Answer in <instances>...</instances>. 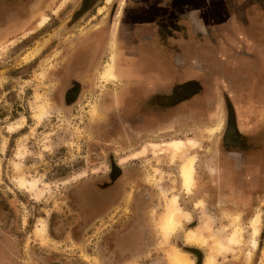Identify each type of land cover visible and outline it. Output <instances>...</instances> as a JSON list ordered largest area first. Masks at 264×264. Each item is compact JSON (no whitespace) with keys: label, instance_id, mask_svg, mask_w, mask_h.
Instances as JSON below:
<instances>
[{"label":"rangeland","instance_id":"rangeland-1","mask_svg":"<svg viewBox=\"0 0 264 264\" xmlns=\"http://www.w3.org/2000/svg\"><path fill=\"white\" fill-rule=\"evenodd\" d=\"M27 1L33 13L39 11L35 14L38 16L35 27L40 28L48 17L40 10V5H53L55 0ZM66 1L61 0L60 6ZM110 1L105 0L106 3L117 0ZM128 2L133 3V0ZM230 3H240L239 12L251 8L263 32L257 35V42H263L261 14L264 9L254 5L260 0H231ZM123 4L121 0L120 6ZM178 4L175 10L170 6L164 8L165 22L156 26L158 36L141 52L147 56V64L152 59L154 68L160 72L164 67L176 71L189 62L195 64L199 57L196 54L189 58L182 49L173 54L180 38L202 44L211 40L208 34L195 30V36L190 33L187 23L179 19ZM100 8L99 12L106 9L105 6ZM109 10L108 7L105 12ZM57 11L58 8L53 9L54 13ZM179 11L181 13L182 8ZM124 13L121 7L114 22L115 39ZM60 33L53 35L60 37ZM15 41L6 46L0 41V251L10 257L3 264H221L222 256L244 254L248 259L251 257L262 222L259 207L242 214L232 213L242 211L244 203L240 201L229 204L230 213H224L222 209L227 205L219 201L221 209L215 214L206 209L202 199L190 209L187 204L197 185L195 177L199 184L212 180L210 176L203 179L200 169L210 154L216 152L223 124L221 102L214 103L210 114L181 125L188 126L181 133L169 131L174 123L169 120L176 111L171 113L160 108L158 127L139 134L131 128L135 120H128L120 109H116L111 118L107 117L102 106L104 93L94 98L97 91L104 92L106 83L120 81L119 53L113 42L99 76L84 73L76 99L72 101L70 97L71 102H59L55 96L65 85L59 84L54 73L60 57L58 53L40 60L26 79L13 75L16 66L35 57L46 45L55 46L51 36L37 39L24 50L23 57L17 55L9 60L10 45ZM67 43L69 40L63 38L62 46ZM206 53L213 55L215 51ZM236 53L249 55L238 60L248 74L258 71L262 55L259 50ZM113 56L115 67L109 71L112 75L104 77ZM186 73L197 82L203 78L189 70ZM205 76L204 80L210 79L209 73ZM208 79L204 84H209ZM248 80L249 77L240 80L242 89L249 87ZM110 86L116 87L113 82ZM219 92L215 88L206 89V99L221 100ZM230 100L233 102V97ZM234 108L240 127L255 115L252 105H235ZM197 109L194 112H199ZM38 114L40 118L36 117ZM181 126L174 129H181ZM189 140L194 144H188ZM177 141L182 142L179 148L174 144ZM193 157L192 183L187 189L180 173L186 160ZM229 178L233 182L232 174ZM20 179L24 185L20 184ZM31 182H36V189L31 188ZM173 198L188 218H182L166 238L162 223L166 207ZM257 214L258 231L253 246L252 221ZM38 229H42L40 235ZM188 230L206 239V244L187 242ZM234 234L238 240L236 244L229 241ZM218 242L227 250L220 251ZM262 256L264 258V248Z\"/></svg>","mask_w":264,"mask_h":264},{"label":"flooded vegetation","instance_id":"flooded-vegetation-1","mask_svg":"<svg viewBox=\"0 0 264 264\" xmlns=\"http://www.w3.org/2000/svg\"><path fill=\"white\" fill-rule=\"evenodd\" d=\"M127 1L129 0H124L123 6H120L121 0H117L116 3L115 1L112 2V0L110 1L112 3H106L105 0H68L61 6V0H55L53 5L40 3V10L47 14L48 17L43 26L36 28L35 25L39 11L33 13L31 11L32 6L27 0H0V41L2 45L6 46L11 41L16 40L10 45L9 60L14 59L17 55L23 57L25 49L29 48L39 38L42 40L47 39L48 35L51 36V43L55 45L54 47H52V44L46 45L35 57L16 66L17 70L13 72V75L23 76L26 79V76L30 75V71L40 60L47 56H56V53H58L57 57H60L57 58L54 73L55 77L59 80V84L65 85V89L63 88L64 90L62 89L60 93L56 94L55 100L59 102L63 100L66 102L68 100L71 102V99L69 100L70 97H73V101L79 95L81 75L87 73L88 75L93 74L96 77V74L99 73L103 62L110 53L111 42L114 43L115 48L118 50L117 64L119 73L122 75V71L120 70L122 69L120 65V53L124 49H122L120 41L124 39L119 37V35L123 36L124 34L121 31L118 39H115L114 32H116V27L114 22L117 19V13L120 8L122 7L125 11V7L129 3ZM140 1L133 0V3ZM37 5L39 6V4ZM103 6L106 9L110 8L108 13L105 12L106 9L102 12H99L101 10L98 11ZM55 8H58L57 13L53 12ZM58 31H61L60 37L55 36L58 35L56 34ZM63 38L69 40V43L65 46L61 44ZM57 46L60 47L56 48ZM67 80H69V83ZM112 82L116 87L110 86ZM66 84L68 85L66 86ZM106 84L110 85L106 87ZM106 84H103L104 92L97 91L94 98L96 99L97 95L101 97L104 93L102 106L104 107V111L106 110L107 117L111 118L112 113L116 109H120L121 114L128 120H135V124L131 125V128L137 130L139 134H143L148 130L154 131L158 127L156 122L159 120L160 108L169 109L171 113L175 111L173 108L171 109L172 104H175L178 100L173 98L177 94L174 93V90L169 95L165 93V97L162 96V98L158 96L160 93L157 91L143 97V86L140 84L136 86L134 85L135 82H128L122 76L120 81H110V83ZM192 87L190 83L185 87V92L193 90ZM189 96L191 95L188 94L187 97ZM183 101L185 99H180V102ZM168 102L172 104L169 105L167 104ZM174 128L173 124L169 128V131L181 133L187 127L181 126V129L178 130ZM221 128L220 130L222 131L216 152L210 154L200 169L203 179L210 176L212 180L205 183L201 181L199 184L195 177V184L197 185L193 189V192H191L192 200L190 199L187 204L190 209L193 203L195 205L196 201L202 199L203 204L206 205V209L215 214H219V210L221 209L219 201L227 205L226 208L222 209H225L224 213H230L229 204L233 205L240 201L244 203L242 211L232 213L242 214V212L244 213L245 211L259 207L261 209L260 216L262 222L260 233L257 237V246L253 249L255 255L254 253L252 254L253 256L251 255V264H264V258L261 255L262 249L258 246L262 244L264 238V189L259 191L253 187V183L251 182L253 175L249 173V169L248 174L240 176L238 170L235 169L236 165H233L234 168L232 165L229 168L226 166L227 163L237 164L239 162L244 165L245 173H247L246 169L249 167V163L247 164L245 159L249 153L248 150L252 148H264V132L260 131L258 135L256 134L257 136H254V133L250 131L244 132L238 124V119L236 114L234 115L233 108L228 107V105H226L225 112L223 113V126ZM249 140L251 143L248 145L247 142ZM259 140L262 144L257 143ZM224 158L228 160L225 162L226 159ZM229 174H232L234 177L233 182L230 180ZM241 187H244L245 191H241ZM257 252H259V258H256ZM9 258L8 255L0 251V264L6 263V261H9Z\"/></svg>","mask_w":264,"mask_h":264},{"label":"crops","instance_id":"crops-1","mask_svg":"<svg viewBox=\"0 0 264 264\" xmlns=\"http://www.w3.org/2000/svg\"><path fill=\"white\" fill-rule=\"evenodd\" d=\"M230 2L231 0H141L138 3H128L122 21L117 27L118 35L121 31L124 34L123 36L119 35L124 39L120 41L121 47L124 49L120 53L121 76L128 82H135L134 85L136 86L139 84L143 86V97L157 91L160 93L158 96L162 98V96L165 97V93L169 95L174 90V93L177 94L173 98L178 100L175 104L169 102L167 104H172L171 109L173 108L176 111L169 120V123L174 121L175 127L186 124L187 121L189 122L192 119L197 120L204 114H210V109L217 102H221L223 113L226 105L233 108V110H235V105L239 107L246 104L252 105L255 108V115L253 114L249 123L240 128L244 132L250 131L254 133V136H257L264 129V40L261 43L257 42V35L263 32L260 20L253 16L250 7H246L243 12H239L238 5L240 3L237 5ZM177 3H179V19L187 23L190 27V33L195 36L193 33V30H195L196 33L208 34L211 40L206 44H202V42L192 39L180 38L173 54L176 55L180 49L188 54L189 58L196 54L199 57L195 59V64L189 62L185 68L176 71L164 67L160 72L154 68L155 63L152 59L147 64V56L142 55L141 52L147 49L148 43L153 41L154 37L158 36L156 26L158 23L165 22L163 20L164 8L170 6L175 10ZM256 4L264 9L262 0H260V3H254V5ZM179 8H182L181 13ZM261 18L264 23V12L261 14ZM113 30L115 29L113 28ZM246 49L259 50V53L262 54L259 58L261 62L259 65L261 66L253 75L248 74L246 72L248 70L242 67L240 63L238 64L239 57L246 59L249 55L240 56L237 55L236 51L243 52ZM207 51H215V54H208ZM248 59L252 60L251 58ZM218 67H221V69ZM188 70L194 74L203 75V78L197 82V79H193L192 76L186 73ZM206 73L210 74V79L207 78L209 83L207 85L204 84L207 80H204V78L208 76H205ZM247 77H249V83H247L249 87L242 89L240 80H246ZM190 83L193 90L185 92V87ZM210 88L220 91L219 98L221 100H216L213 97L206 99V89ZM188 94L191 96L187 97ZM231 96L233 102L230 100ZM180 99H185V101L180 102ZM195 108H198L199 112H194ZM168 111L171 110L168 109ZM234 114H236L235 111ZM247 143L249 145L250 140ZM257 143L262 144L260 140ZM248 151L249 153L245 159V162L249 163V167L246 166L247 173H245L244 165L239 162L237 164L227 163L226 166L229 168L231 165L232 167L236 165L235 169L238 170L240 176L248 174L249 169V173L253 175L251 177L253 187L259 191L263 190L264 148H252ZM240 190L245 191V188L241 187ZM186 246L200 250L193 245ZM258 246L261 247L260 249L264 248V238L262 244ZM253 253L255 255V252ZM251 257L248 259L244 254L239 257L234 255L222 256L221 264H251ZM259 257V252H257L256 258Z\"/></svg>","mask_w":264,"mask_h":264},{"label":"bare ground","instance_id":"bare-ground-1","mask_svg":"<svg viewBox=\"0 0 264 264\" xmlns=\"http://www.w3.org/2000/svg\"><path fill=\"white\" fill-rule=\"evenodd\" d=\"M44 19V18H42ZM43 21V20H42ZM112 61L109 62L107 64L106 70L103 74V76H110L112 75L111 73H109L110 69L115 67V57L113 56ZM92 112V111H91ZM37 118H40V114L36 115ZM177 148H179V146H182V142L181 141H177L176 143ZM179 144V145H178ZM188 144H194V142H192V140L188 141ZM193 169H194V157L193 158H189L186 160L185 164L182 166L181 169V176L183 178V183L185 185V187L187 189H189L191 183H192V175H193ZM18 179V178H17ZM22 179H20V184L24 185V181H21ZM30 186L32 189H36V182H31ZM188 191V190H187ZM175 197V196H173ZM184 218H188V214L181 208L180 205H178L177 201L175 198H173L170 202V204L166 207V213H165V217L163 219V223H162V231L163 234L166 238L170 237L171 234L174 232L176 226L180 223V220ZM258 222H259V215L257 214L252 221V236L254 238L253 240V246H255V236L256 233L258 231ZM205 224V219H204V223ZM42 227V226H41ZM39 226V228H41ZM178 227V226H177ZM234 231H236V229H233ZM239 230V229H238ZM42 229H38V234L40 235ZM234 237L231 238L229 241L233 244H236L238 242L237 238L235 237V234L233 235ZM186 241L187 242H199L201 241L202 245L206 244V239L204 238H199V236L197 235V233L193 230H188V236L186 237ZM217 247L220 251H224L226 249V247L218 242L217 243ZM227 250V249H226ZM175 260L178 259L177 255L174 256ZM211 262V261H210Z\"/></svg>","mask_w":264,"mask_h":264}]
</instances>
